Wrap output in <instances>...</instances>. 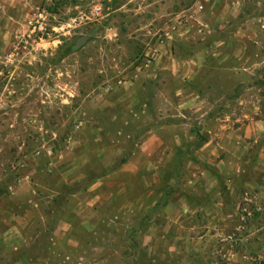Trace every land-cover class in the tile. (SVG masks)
<instances>
[{
    "label": "rangeland",
    "instance_id": "rangeland-1",
    "mask_svg": "<svg viewBox=\"0 0 264 264\" xmlns=\"http://www.w3.org/2000/svg\"><path fill=\"white\" fill-rule=\"evenodd\" d=\"M0 264H264V0H0Z\"/></svg>",
    "mask_w": 264,
    "mask_h": 264
},
{
    "label": "water",
    "instance_id": "water-1",
    "mask_svg": "<svg viewBox=\"0 0 264 264\" xmlns=\"http://www.w3.org/2000/svg\"><path fill=\"white\" fill-rule=\"evenodd\" d=\"M89 39L88 35H80L76 38L74 44L71 46V50H75L81 47Z\"/></svg>",
    "mask_w": 264,
    "mask_h": 264
}]
</instances>
